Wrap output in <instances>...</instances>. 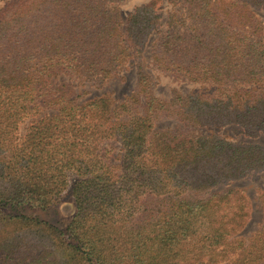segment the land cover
I'll return each instance as SVG.
<instances>
[{
    "label": "trees",
    "instance_id": "1",
    "mask_svg": "<svg viewBox=\"0 0 264 264\" xmlns=\"http://www.w3.org/2000/svg\"><path fill=\"white\" fill-rule=\"evenodd\" d=\"M122 1L0 7V264H264V222L242 234L252 205L231 185L264 171V145L215 131L264 134V0H182L169 13L154 66L209 85L170 98L142 65L156 0L125 20L111 6ZM131 65L120 101L78 89ZM68 191L65 229L27 213Z\"/></svg>",
    "mask_w": 264,
    "mask_h": 264
},
{
    "label": "rangeland",
    "instance_id": "2",
    "mask_svg": "<svg viewBox=\"0 0 264 264\" xmlns=\"http://www.w3.org/2000/svg\"><path fill=\"white\" fill-rule=\"evenodd\" d=\"M8 0H0V7ZM151 0H123L120 3L111 5L116 7L123 20L127 15L134 11L138 6H141ZM159 13L162 15L160 20V26L155 32H153L149 40L146 43V47L143 53L142 65L144 70L150 75L154 83V93L159 97L170 98L174 91H178L182 94H188L193 91L209 88V85L196 84L187 81L182 78L164 72L156 68L152 62L153 46L159 36L167 29L166 21L169 13L172 11H181L183 5L182 0H156ZM260 19L264 18L263 12H257ZM259 40L264 41V30L258 36ZM62 80H67L68 76L60 77ZM136 83V68L134 65L127 66L120 70L116 76L101 86L94 85L93 83L80 84L78 89L81 92H86L84 97H93L101 95L105 92L113 94L114 98L118 101L122 100L124 96L130 93L135 87ZM179 121L175 118L162 117L158 122V127H176ZM203 132H208L207 129H203ZM223 136L232 141H244V142H256L264 145V134L250 135L245 131L238 129L233 125H228L222 128H215ZM231 185L240 188L248 196L251 201L252 211L251 219L242 231V234L249 235L254 230L258 229L264 222V171L258 173L253 177L234 181ZM75 211V204L70 192H65L61 199L50 207L48 210H30L27 213L39 216L45 219L61 229H65L67 223L73 216Z\"/></svg>",
    "mask_w": 264,
    "mask_h": 264
}]
</instances>
